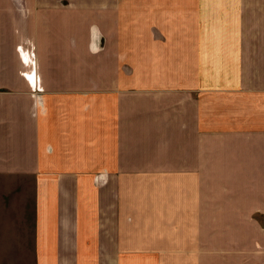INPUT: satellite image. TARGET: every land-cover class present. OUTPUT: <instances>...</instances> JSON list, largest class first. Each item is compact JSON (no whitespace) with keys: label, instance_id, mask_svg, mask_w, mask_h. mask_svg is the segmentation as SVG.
<instances>
[{"label":"crops","instance_id":"0c3cea01","mask_svg":"<svg viewBox=\"0 0 264 264\" xmlns=\"http://www.w3.org/2000/svg\"><path fill=\"white\" fill-rule=\"evenodd\" d=\"M5 1L0 171L33 178L42 264H264V0H105L91 40L129 25L145 65L39 92Z\"/></svg>","mask_w":264,"mask_h":264},{"label":"rangeland","instance_id":"374dc122","mask_svg":"<svg viewBox=\"0 0 264 264\" xmlns=\"http://www.w3.org/2000/svg\"><path fill=\"white\" fill-rule=\"evenodd\" d=\"M105 0H6L9 5V33L11 45L22 63L21 75L37 92L43 91L42 82H74L83 86L99 76L97 69L108 71L119 67L130 72L131 47L143 50L147 44L136 34H130L129 25L119 24L116 38L117 54L103 50V42L91 40L97 34L103 11L98 7ZM107 2V1H106ZM125 11H123L124 13ZM128 12V11H127ZM95 29V31L93 30ZM97 29V30H96ZM98 35V34H97ZM106 46V45H105ZM125 47V48H123ZM102 48V55L99 53ZM119 53V56H118ZM57 68V70H52ZM75 68L76 70H71ZM71 70V71H70ZM87 70L89 72H87ZM43 71L45 74H43ZM36 74L37 77L31 78ZM46 76V77H45ZM45 77V79H44ZM30 175L0 171V264H42L43 250L35 234V190Z\"/></svg>","mask_w":264,"mask_h":264}]
</instances>
